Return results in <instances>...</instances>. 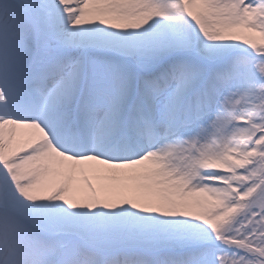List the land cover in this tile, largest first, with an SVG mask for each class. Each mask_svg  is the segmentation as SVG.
Instances as JSON below:
<instances>
[{
  "label": "snow or ice",
  "instance_id": "obj_1",
  "mask_svg": "<svg viewBox=\"0 0 264 264\" xmlns=\"http://www.w3.org/2000/svg\"><path fill=\"white\" fill-rule=\"evenodd\" d=\"M0 264H264V0H0Z\"/></svg>",
  "mask_w": 264,
  "mask_h": 264
}]
</instances>
